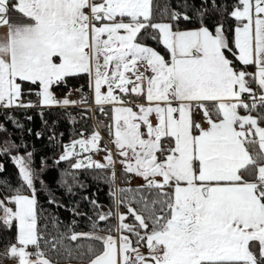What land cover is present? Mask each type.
Listing matches in <instances>:
<instances>
[{"label":"snow or ice","instance_id":"snow-or-ice-1","mask_svg":"<svg viewBox=\"0 0 264 264\" xmlns=\"http://www.w3.org/2000/svg\"><path fill=\"white\" fill-rule=\"evenodd\" d=\"M230 16L237 22L231 42L222 24L213 33L154 22L153 0H0V29L6 30L0 107H31L21 102L25 89H38L43 107L74 105L67 96L58 100L53 88L87 75L95 104L114 113L113 142L124 170L157 190L151 203L159 207L145 202L147 216L127 209L135 224L118 214V225L108 229L118 238L80 234L103 245L99 252L88 249V264H264V0H238ZM149 37L169 58L142 42ZM196 110L203 123L194 120ZM99 141L98 133L75 141L60 159L78 155L77 145L98 150ZM31 155L14 158L30 195L17 188L0 200V222L11 228L15 221L18 229L17 243L0 251V264H50L39 251ZM106 159L107 165L88 157L72 166H114L110 153ZM124 233L136 237L135 246Z\"/></svg>","mask_w":264,"mask_h":264},{"label":"trees","instance_id":"trees-1","mask_svg":"<svg viewBox=\"0 0 264 264\" xmlns=\"http://www.w3.org/2000/svg\"><path fill=\"white\" fill-rule=\"evenodd\" d=\"M237 2L238 0H208L205 8L204 0H153V21L173 23L174 30L206 26L212 32L222 24L225 35L231 42L237 22L230 16V12ZM213 3L224 10L212 8ZM172 12L179 14L177 21H171ZM185 15L190 19L184 20ZM18 19L19 14H15L14 20ZM143 35L144 32L141 33V36ZM142 42L164 55L166 59L169 58L166 49L158 40L149 37ZM35 90L29 93L28 89H25L21 100L28 98L32 101L36 95ZM53 90L58 95L79 90L86 97L80 104L67 107H0V126L4 129L0 132V200L10 198L17 188H21L22 194L30 192L23 184L12 156L31 153L38 228L43 237L39 251L44 253L50 263L88 264L92 258L88 254V249L92 248L99 252L102 251L103 245L101 241L80 234L91 233L100 236L111 234L115 237L116 231L109 232L108 229L116 228V213L120 212L127 216L125 223L135 224L127 209L132 207L139 214L147 216L145 202L149 208L159 207L151 203L156 198L157 190L148 189L146 184H132L124 170H118L113 180V171L110 167L75 169L72 165L76 161V156L62 161L60 157L65 147L92 135L96 127L101 134L110 135L111 107L105 105L101 111L99 106H95L91 110L87 75L67 78L65 82L54 86ZM241 113H244L243 110ZM50 129L53 130L52 134ZM37 130H41V133H37ZM99 144L104 147V151L109 152L102 138ZM8 206L13 208L11 204ZM107 213L112 215L107 220L100 221L99 215ZM73 234L79 237L75 241L70 238ZM127 235L135 245L136 237L131 233ZM15 241V221L11 228L0 222V251ZM28 251L35 252L36 249L29 246ZM12 263L14 261L11 259L3 261V264Z\"/></svg>","mask_w":264,"mask_h":264},{"label":"rangeland","instance_id":"rangeland-1","mask_svg":"<svg viewBox=\"0 0 264 264\" xmlns=\"http://www.w3.org/2000/svg\"><path fill=\"white\" fill-rule=\"evenodd\" d=\"M5 29H0V37H3L4 36V34H5ZM149 47V46H148ZM106 89H102V91H105ZM36 92L38 91V89H36L35 90ZM91 92H92V90L90 89V96H89V99H90V104H92L91 103V97H93V99H94V96H93V92H92V94H91ZM53 93H54V95L56 96V98L58 99V100H62L63 98H65L66 96L68 97V99H70V100H73V101H77V103L76 104H74V105H78V104H80V102H82V99L84 98V97H86L85 95L84 96H80V93H81V91H79V90H75V91H71L70 93H71V95H68L69 93H66V94H63V95H58L56 92H54V90H53ZM118 95H123V94H120V93H117ZM77 95H79V96H77ZM26 98V97H25ZM39 98V97H38ZM131 99H133V100H136L135 98H131ZM28 100V98H26L25 100H21V102L23 103V104H25V105H27V104H31V101H27ZM141 102H142V100H141ZM71 106V105H70ZM96 105H94V107H95ZM110 106V105H109ZM38 107H43V106H41V103H40V98H39V106ZM111 107V106H110ZM134 110H136V108L134 107ZM113 116H114V113L113 112H111V129H110V135L109 136H106V135H103V134H101V132L99 131V129L96 127V131L93 133V134H96V133H98L99 134V136H100V138H102L103 140H104V142L106 143V145L108 146V150H109V152H106V151H104V147L103 146H101L100 144H98V150H95V151H88V152H84L82 149H80V147H79V145H77L76 146V149H75V152L76 153H78V155H74V156H76V161H78V160H87V158H85L87 155H89V153L90 152H94L95 154H96V158L95 159H92L93 161H95V162H98V163H101V164H105V165H107V159H106V157L109 155V153L111 154V156H112V159H113V161H115V164H114V166H117L118 168H119V170H124V167H123V165L121 164V161L124 159L123 157H121L120 155H119V150L115 147V144H114V132H115V127H114V120H113ZM202 117H203V115H202ZM151 119L153 120V122L155 123V116H153V117H151ZM199 120V119H198ZM197 120V121H198ZM196 121V122H197ZM92 134V135H93ZM92 135H90V136H88V137H86V138H84V140H90L91 139V137H92ZM79 140H81V139H79ZM79 140H77V141H79ZM74 143V142H73ZM73 143H71V144H73ZM70 144V145H71ZM28 154H29V152H26V153H24V154H16V155H13L12 156V161L14 162V164H15V160H14V158L15 157H22V158H24L26 161L29 159V156H28ZM81 155V156H80ZM121 160V161H120ZM75 161V162H76ZM16 165V164H15ZM28 166H29V168L31 169V160H30V163L28 164ZM16 167H17V169H18V171H19V168H18V166L16 165ZM108 167H110V168H112L113 166H108ZM32 170V169H31ZM125 171V170H124ZM126 172V171H125ZM117 173V172H116ZM127 173V177H128V179H129V181L132 183V184H145L146 183V181L142 178V177H139V176H137V175H135L134 173H128V172H126ZM133 175H134V177H136L137 178V180H134L133 178ZM115 176H116V174H115ZM133 179V180H132ZM135 183H134V182ZM30 190V192H27V193H23L24 195H30V193L32 192V189H29ZM8 206V205H7ZM10 207V206H9ZM14 205H13V210H14ZM118 214H123V213H120V212H117L116 213V216H117V221H116V226L118 225V223H119V220H118ZM125 215V214H124ZM15 226H16V222H15ZM125 235H127V233H124ZM17 235H18V229H17V226H16V238H17ZM119 235H120V233L119 232H117L116 231V236L115 237H119ZM17 243V239H16V241H15V243L14 244H16ZM135 246V245H134ZM12 264H15V262L14 263H12ZM50 264H54V263H50Z\"/></svg>","mask_w":264,"mask_h":264},{"label":"built area","instance_id":"built-area-1","mask_svg":"<svg viewBox=\"0 0 264 264\" xmlns=\"http://www.w3.org/2000/svg\"><path fill=\"white\" fill-rule=\"evenodd\" d=\"M77 96H79V95H77ZM80 96H84V93L81 92ZM31 105L32 106H36V107L39 106V98H38L37 95L34 96L33 100L31 101ZM89 107L92 110L94 108V105L93 104H89ZM200 117H201V112H199V110H196V113L194 114V120L197 121L198 119H200ZM37 133H41V130H37ZM50 133L51 134L53 133L52 129H50ZM88 157H91L92 159H95L96 158V154L94 152H91L85 158H88ZM111 169H112L113 172H115V174L119 170V168L117 166H113Z\"/></svg>","mask_w":264,"mask_h":264},{"label":"crops","instance_id":"crops-1","mask_svg":"<svg viewBox=\"0 0 264 264\" xmlns=\"http://www.w3.org/2000/svg\"><path fill=\"white\" fill-rule=\"evenodd\" d=\"M237 26V25H236ZM236 26L234 27V29H233V40H234V33H235V28H236ZM199 28V27H198ZM198 28H192V29H186V30H180V31H191V30H196V29H198ZM215 32V29H214V31H213V33ZM253 88L254 89H256V85H253ZM256 91H257V95L259 94V90L258 89H256ZM91 94H92V92H91ZM133 98V97H132ZM135 99H136V97H134ZM91 103L93 104V105H96L95 104V102H94V99H93V97H91ZM97 106V105H96ZM242 115L244 114V113H241ZM197 123H203V117H202V112H201V117H200V119L197 121ZM205 127H207V125L205 124L204 125ZM91 153V152H90ZM89 153V154H90ZM121 161V160H120ZM130 174V173H129ZM133 177H134V175H133ZM134 180H137V178L136 177H134L133 178ZM132 179V180H133ZM134 182V181H133ZM135 183V182H134ZM146 184V183H145ZM142 252H144L145 254H147V249H146V247H143V248H141L140 249Z\"/></svg>","mask_w":264,"mask_h":264}]
</instances>
